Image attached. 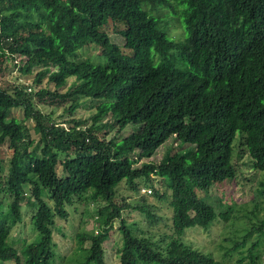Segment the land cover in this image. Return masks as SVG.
<instances>
[{
  "label": "trees",
  "instance_id": "1",
  "mask_svg": "<svg viewBox=\"0 0 264 264\" xmlns=\"http://www.w3.org/2000/svg\"><path fill=\"white\" fill-rule=\"evenodd\" d=\"M178 16L183 25L176 26ZM109 27L122 47L112 46ZM89 45L103 64L78 59ZM16 69L35 72L32 93L3 78ZM85 103L95 113L75 119ZM38 104L60 113L48 116ZM17 109L22 119L11 116ZM118 121L116 133L130 124L138 128L126 138L98 134ZM170 141L175 145L165 147L159 163L136 167ZM4 144L12 154L6 168L0 158V264L74 257L76 264H107L114 222L119 264H227L233 255L237 264H259L264 0H0ZM180 145L194 148L172 153ZM221 185L241 190L251 208L244 215L248 228L225 239L229 245L216 263L181 237L186 229L209 232L217 221L235 218L213 196ZM79 203L81 219L94 218L97 229L78 231L74 251L61 256L54 237L67 234L59 222ZM164 204L169 218L158 214ZM26 210L32 237L16 249L9 238Z\"/></svg>",
  "mask_w": 264,
  "mask_h": 264
},
{
  "label": "rangeland",
  "instance_id": "2",
  "mask_svg": "<svg viewBox=\"0 0 264 264\" xmlns=\"http://www.w3.org/2000/svg\"><path fill=\"white\" fill-rule=\"evenodd\" d=\"M175 23L176 26H179V17L175 18ZM181 25H183L181 23ZM110 29V27H109ZM173 36L180 38V33L177 32V30H173L172 32ZM109 35L111 39L112 46H119L122 47L124 40L117 34L113 33L111 29L109 30ZM77 55H80V58L78 59H89V61L95 63V64H103L105 59L102 56H98V48L95 45H89L82 50H80ZM183 68V66H180ZM35 73V72H34ZM31 76H26L21 74L17 69L15 72L4 74L3 78L8 80L9 82L12 83H20L24 84L27 87V91L32 93V79L33 75ZM36 88L35 90H37ZM38 107L43 111L44 114L51 116L52 114L54 116H57L60 113V110L57 108H50V107H45L42 106L41 104H38ZM95 113V110L93 108V105L91 103H85L82 106L79 107V109L76 111L75 115L73 116L75 119H82V120H87L89 119L93 114ZM11 116H14L18 119L23 118V113L22 110L17 109V110H12ZM66 119L69 120V117ZM106 121V119L103 120V122ZM121 124V121H118L115 124H108L107 127L101 130L99 135L106 134L107 133V139H110L112 136L119 137V138H126L129 136L130 133L134 132L138 126L137 125H127L123 128V130L120 133H116L117 127ZM64 127H68L67 124H61ZM172 140V139H169ZM175 143L174 142H167L166 144H163L161 147H159L154 154L153 157L150 159H144L141 162L137 164L136 167H139L141 163H146V162H153L155 164L159 163L162 159V157L165 154V147L171 148L174 147ZM192 149V146H178L173 149L172 153L175 152H180V153H185L188 150ZM12 150L8 148L7 144H4L0 147V158L2 165L6 168L8 166L9 159L11 158ZM121 192L124 195H129L130 192L125 189V186H121ZM146 192V191H145ZM213 196L217 197V199H222L223 204L231 206L233 208L232 215L235 218H231L229 221L224 222V221H217L214 223L210 228L209 232H206L202 229H199L198 227L194 228H189L186 229L183 233V236L181 237V241L184 242L186 245L192 247V248H197L200 251H203L205 253H208L212 256L214 261L216 263H221L222 262V257L224 256V250L225 248L229 245V243L225 241L226 238L234 237V236H239L243 234L244 229L248 228V222L247 219L244 218V215L246 214L245 211L246 209H250L251 205H248L246 203H242L243 201H246L247 199L245 196L241 194V190L237 188H231L229 186L221 185L218 190H214ZM242 199H244L242 201ZM6 203V202H5ZM94 205L90 204V209H93ZM83 209L82 203L77 204L76 206L72 207L71 209H68V219L66 221H60L59 223L61 226L64 228V232L67 234V237H62V235L57 234L54 237V242L56 243V249L57 253L60 254L61 256L68 254L67 256H70V253L74 251L76 247V243L74 237L75 234L78 231H85V232H95L96 231V223L89 217L86 220L83 218L81 219V211ZM27 211V210H26ZM29 214L30 211H27L26 214L24 215L23 218V224H19L11 232V237L9 238V243L16 249H18L19 246V240L24 241V237L26 236V240H31V226L29 222ZM159 216L169 218L171 216V211L168 208L167 204L161 205L159 207ZM259 217L264 215V210L260 211L258 213ZM83 220V222H81ZM138 221L141 222L142 218L137 219ZM136 221V220H132ZM29 222V226H28ZM169 225H171V222L168 220L167 221ZM144 230H148V228L145 227L144 224H142ZM30 228V229H29ZM166 226L160 225L158 228V231L161 232V230H165ZM117 229V223L114 222L113 226V232L111 231V236L109 241L105 244L106 248V262L107 264H119V258L117 255V242L119 241V236L115 232ZM15 240V242H14ZM222 246V247H221ZM264 252V247L263 250ZM230 260H227L225 258V263L227 264H237L236 259L237 256L233 255V257H229ZM77 258L74 257L73 259L69 260L67 262L61 261L60 264H76L74 261ZM73 262V263H72ZM80 263V262H78ZM56 264V263H55ZM58 264V263H57ZM259 264H264V256L262 257L261 261Z\"/></svg>",
  "mask_w": 264,
  "mask_h": 264
},
{
  "label": "clouds",
  "instance_id": "3",
  "mask_svg": "<svg viewBox=\"0 0 264 264\" xmlns=\"http://www.w3.org/2000/svg\"><path fill=\"white\" fill-rule=\"evenodd\" d=\"M179 17V16H178ZM179 23L181 24V22H180V17H179ZM167 142H165V144H166ZM185 146H189V147H191V145H185ZM192 148H194L193 146H192ZM147 192H149V191H147Z\"/></svg>",
  "mask_w": 264,
  "mask_h": 264
}]
</instances>
